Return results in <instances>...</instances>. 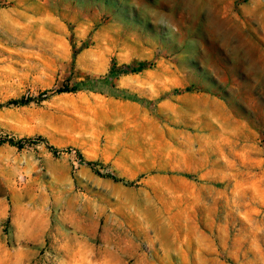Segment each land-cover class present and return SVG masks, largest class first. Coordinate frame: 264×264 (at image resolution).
I'll list each match as a JSON object with an SVG mask.
<instances>
[{"label": "rangeland", "instance_id": "rangeland-1", "mask_svg": "<svg viewBox=\"0 0 264 264\" xmlns=\"http://www.w3.org/2000/svg\"><path fill=\"white\" fill-rule=\"evenodd\" d=\"M1 137L0 264H264V0H0Z\"/></svg>", "mask_w": 264, "mask_h": 264}, {"label": "trees", "instance_id": "trees-1", "mask_svg": "<svg viewBox=\"0 0 264 264\" xmlns=\"http://www.w3.org/2000/svg\"><path fill=\"white\" fill-rule=\"evenodd\" d=\"M136 69L135 68H132V67H128V66H125L121 69H118V70H115V71H111L109 77L111 79H115L117 78L118 76L120 75H124V74H128V73H132V72H135ZM105 82H108L107 79L104 80ZM87 85H92V82H88ZM76 90V87H72L71 89H68V87H65V89L63 90H59V92H69V91H75ZM34 99H32L31 97H28V98H23V99H20V100H13L11 101V104H14V105H21V106H24V105H27L28 103H30L31 101H33ZM37 142H42L45 144L46 148L52 152L53 154H57L58 153V150L49 145L44 139H42L41 137H38L36 139H30V138H23V139H14V138H0V145H3V144H8L10 146H13V147H16L17 149H22L25 147V145L27 144H33V143H37ZM78 157L80 158V161H83L81 155L79 154ZM88 166H90L93 170L94 169V164L91 163V162H87L86 163ZM98 174V173H97ZM107 177L111 178L112 180L118 182L120 181L119 179L111 176V175H107Z\"/></svg>", "mask_w": 264, "mask_h": 264}]
</instances>
